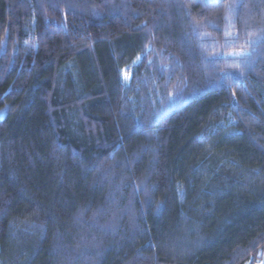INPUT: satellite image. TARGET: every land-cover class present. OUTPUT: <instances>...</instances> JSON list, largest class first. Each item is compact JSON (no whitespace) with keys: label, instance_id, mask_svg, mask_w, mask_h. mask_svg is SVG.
<instances>
[{"label":"trees","instance_id":"16d2710c","mask_svg":"<svg viewBox=\"0 0 264 264\" xmlns=\"http://www.w3.org/2000/svg\"><path fill=\"white\" fill-rule=\"evenodd\" d=\"M3 107V264L262 256L264 0H0Z\"/></svg>","mask_w":264,"mask_h":264},{"label":"rangeland","instance_id":"374dc122","mask_svg":"<svg viewBox=\"0 0 264 264\" xmlns=\"http://www.w3.org/2000/svg\"><path fill=\"white\" fill-rule=\"evenodd\" d=\"M138 61V58H135L130 64H128L127 66L123 67L120 69V76H121V80L124 84H126L130 78V74L133 70L134 65L136 64V62ZM6 113V107H3L0 109V119H2L4 117ZM261 257L258 258L254 263L252 264H264V250L261 253ZM0 264H3L1 262L0 259ZM245 264H250V262H246Z\"/></svg>","mask_w":264,"mask_h":264}]
</instances>
